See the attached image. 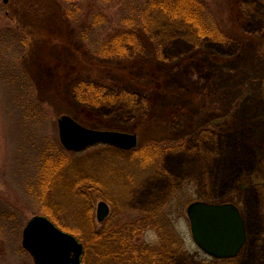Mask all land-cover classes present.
<instances>
[{
    "label": "rangeland",
    "instance_id": "obj_1",
    "mask_svg": "<svg viewBox=\"0 0 264 264\" xmlns=\"http://www.w3.org/2000/svg\"><path fill=\"white\" fill-rule=\"evenodd\" d=\"M147 1L74 0L61 24L53 2L41 0L38 10L50 14L36 31L29 0H0V264H34L21 234L39 214L81 236L87 264H136L134 251L144 248L159 249L160 264H264V0H198L217 39L200 37L185 22L146 26ZM125 19L135 22L129 28ZM133 27L139 48L128 66L139 87L120 75L113 80L123 83L115 90H132L138 107L78 101L74 84L94 77L84 63L73 65L76 58L104 60L95 49ZM48 46L56 51L46 61ZM145 63L163 73L154 87L146 86L152 79ZM64 114L90 128L133 133L139 143L132 150L96 144L69 151L58 136ZM152 148L155 164L143 154ZM84 184L91 194L85 207ZM100 201L112 211L102 223ZM195 201L240 209L247 240L237 256L213 259L194 243L187 207ZM150 205L162 210L161 218L138 230L139 210ZM5 209L13 211L9 224ZM110 227L125 231L118 245L128 249L118 256Z\"/></svg>",
    "mask_w": 264,
    "mask_h": 264
},
{
    "label": "trees",
    "instance_id": "obj_2",
    "mask_svg": "<svg viewBox=\"0 0 264 264\" xmlns=\"http://www.w3.org/2000/svg\"><path fill=\"white\" fill-rule=\"evenodd\" d=\"M53 2L52 11L53 14L56 16V21L65 24L67 21H69V17L72 16V12L70 9L67 8L66 4L67 3H72L74 0H49V2ZM40 2L41 0H29L28 6L30 5L31 9L33 10V16L32 18L34 19L33 28H36L34 30L39 31L40 27L46 25V21L48 19V15L50 13H46V7L45 9H41L43 11H39L38 8L40 7ZM27 6V7H28ZM202 5H200V1L198 0H148L147 1V10L143 15L141 16V19L143 23L147 26V23H152L153 26L154 24L157 23L159 19H168L170 21H179L185 22L187 24H191L196 28V32L200 37L202 35H208L212 37L213 39H217V36H212L211 32L213 31V28L210 23L207 25L204 23L203 20H205L201 15ZM54 8V9H53ZM51 11V13H52ZM55 12V13H54ZM135 21L132 19H125L124 23L127 27H131L134 24ZM204 25V27H201ZM49 31V30H48ZM47 31V32H48ZM134 32V27L133 30L130 29H125L123 31H117L115 32L109 39L106 41L102 46H100L98 49H95L96 54L100 56L104 60L100 61H95L94 59L86 62L85 60L80 59L78 62V59L76 58L75 62L73 65H80L82 64V67L84 64L87 67V70H91L92 76L94 77L93 79H81V81L77 82L73 86V92L75 93V96L77 97V100L80 101L81 103L91 105V106H96V105H101L102 103L110 104V105H116L119 103H123L127 107L130 108H137L138 105L136 104V99H135V94H133L132 90L127 89L126 87L123 86L121 91H117L115 89L119 88L122 86L123 83H117V79L114 81V75H120L122 77L123 82H126L129 84L130 87L136 88L139 87L138 85V80L132 77V75L129 73V64L132 61H129V57L131 53L135 52L137 48H139V42L136 39V35ZM210 33V34H209ZM24 40V39H23ZM25 42V40H24ZM53 43L60 44V41L58 38L53 39ZM63 47H68L69 49L71 46H68V44H62ZM51 46H48L46 49V57L44 59L46 61L51 60V56L55 54V46L54 48H50ZM65 49V48H63ZM64 51V50H63ZM160 55V54H159ZM57 58H59L57 56ZM60 58H66L64 52H62ZM114 60V61H109ZM116 59V60H115ZM47 63V62H46ZM84 63V64H83ZM52 67H55L57 64V67H59L60 72L65 74L66 69L65 66L60 65V63H57L55 61L48 62ZM145 68L148 70V78L147 79H152L148 82L146 85L148 88L154 87V85L151 83L155 79L154 77H162V72L160 69H158L157 65H153L150 63H145ZM74 69V68H72ZM69 70H71V67H69ZM88 73V72H87ZM133 78V79H132ZM114 81V82H113ZM120 85V86H119ZM151 146L156 149V144L151 143ZM142 149V148H138ZM153 149V148H152ZM150 150V153L144 152V156H149L152 157V162L155 164L156 162V152L155 150ZM168 149V147H167ZM52 161V156L48 158V160ZM157 163V162H156ZM84 191L82 194L85 196L84 197V202L85 205L84 207L89 204V201L91 200V194H89V187L88 185L84 184ZM83 207V208H84ZM13 211L9 210L3 211V221H6L8 224L12 222L11 219V213ZM50 216V214H47ZM8 217V220L5 218ZM52 220L58 225L64 228L62 224H60V221L54 216L51 217ZM13 224V223H12ZM118 230L117 232H111L109 231L114 238V243L113 246V255L118 256L121 253H124L125 250L128 249V246L125 244L118 245L122 243L121 241V235L123 234V228H118L115 229ZM130 230L127 232L129 233ZM136 231V230H135ZM125 232V231H124ZM132 232H134V229H132ZM122 233V234H121ZM76 234V233H74ZM77 237L83 242L84 244V249H85V255L87 252V245L83 239H81L80 235H77ZM128 238L124 234L123 238V243H127L126 241ZM110 240V239H109ZM120 249V252L117 253ZM157 251H160L159 249L155 248H150V249H143V250H136L134 251L135 253V258L134 260L136 264H160L157 260L158 255H160ZM163 251V250H162ZM85 255H84V264H87L85 260ZM161 256V255H160ZM117 263V262H116Z\"/></svg>",
    "mask_w": 264,
    "mask_h": 264
},
{
    "label": "water",
    "instance_id": "obj_3",
    "mask_svg": "<svg viewBox=\"0 0 264 264\" xmlns=\"http://www.w3.org/2000/svg\"><path fill=\"white\" fill-rule=\"evenodd\" d=\"M57 124L59 141L69 151H82L96 144H109L123 150L137 145V136L133 133L90 128L66 114L57 118ZM108 212V204L98 202L97 221L102 222ZM187 215L194 243L212 258L235 257L243 247L245 225L233 203L195 201L187 207ZM21 245L34 264H83L81 241L45 215H34L27 220L22 229Z\"/></svg>",
    "mask_w": 264,
    "mask_h": 264
},
{
    "label": "flooded vegetation",
    "instance_id": "obj_4",
    "mask_svg": "<svg viewBox=\"0 0 264 264\" xmlns=\"http://www.w3.org/2000/svg\"><path fill=\"white\" fill-rule=\"evenodd\" d=\"M138 143H139V141L137 140V144ZM126 203H127L126 205H128V206L130 205L129 208H136L129 201H127ZM230 203H232V202H230ZM107 204H108L109 212H108L107 216L104 218V220L102 222H105L109 218L111 213H112L110 204L109 203H107ZM139 211H140V214H141V218L138 220V222H139L138 223V230H143L145 228H148L149 226L154 225L156 223V220H158V217L161 218L160 214L163 213L162 210L159 209L158 206H156V205H154V206L150 205L149 208H146V209H143V210H139ZM239 211H240V209H239ZM240 214H241V211H240ZM142 225H144V226L142 227ZM111 228L112 227H110L108 229V231H110ZM132 229H133V227L131 226V230ZM131 230L129 231V233H131ZM134 232H135V229H134ZM246 240H247V235H246Z\"/></svg>",
    "mask_w": 264,
    "mask_h": 264
}]
</instances>
